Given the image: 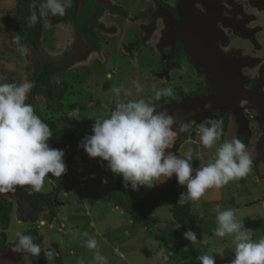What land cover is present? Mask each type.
I'll list each match as a JSON object with an SVG mask.
<instances>
[{"label":"rangeland","instance_id":"obj_1","mask_svg":"<svg viewBox=\"0 0 264 264\" xmlns=\"http://www.w3.org/2000/svg\"><path fill=\"white\" fill-rule=\"evenodd\" d=\"M80 2L81 0H63L66 7V14L63 17H45L34 35L37 42L36 46H33L34 44L31 41H28L20 34H11L3 20L4 16L17 15V9L22 7L25 8L23 16H30V5L28 10V5L22 1L17 2L13 8L7 6L6 9H0V24L3 27L0 29V62L7 64L10 69L28 70V79L30 80L40 70L38 53L50 54L60 66L65 65L68 61V59H62L61 56L67 55L70 58H76L80 54L85 53L86 44L79 38L78 14L72 11L73 8L78 11L82 4ZM249 7L251 5H248L247 9ZM150 12L151 14L144 16V18H149L146 23L145 20L139 23L138 26H134L136 22L130 24L129 21L127 23L128 29L130 26L132 33L135 31L137 34L135 37L126 36L118 44L119 52L117 54L119 56L116 54L110 55L112 54L111 51H107L106 48L112 43L119 29L114 31V28L102 22L104 26L98 27L101 30L100 45L102 46V51L99 55H95L96 59L99 58L100 60H96L94 63L91 62L89 65L80 63L66 74L62 72L52 76L51 80L54 83L59 80H67L71 85V88L70 85L67 87L62 98L64 103L63 110L55 111L53 108H49L46 98L43 95L33 96L31 90L26 103L32 101L36 114L44 123L49 125L51 130H58L60 127H66L73 122L72 120L75 118H70L68 115L72 108L79 109L77 120L81 122H86L92 118L96 119V117L106 118L116 102V97L112 91L115 87L122 89L121 100L143 98L145 101L153 102L152 96L156 88H164L166 85L174 88L194 79L189 75L190 71L182 69L177 71L178 73L175 76L168 77L167 79L169 80L164 83H162V80L159 83L157 81L150 88V84H148L149 75L144 74L150 71L149 74L151 73L157 78L154 64L145 66L143 63L141 66L140 63L137 66L135 64L132 67L128 66L129 63L136 59L133 51L134 47L135 49H138L139 46L141 47L145 35L147 36L148 32L155 27L152 25L151 18L154 16L153 14H156V9L152 8ZM247 12L252 19H256V13L249 9ZM21 19H24V17ZM250 25H247V30H254L258 35L262 33L258 32L261 30L260 27L254 28ZM218 30L224 31V36L232 40V48H228L230 51L235 49L242 57L255 60L254 67L249 68L244 76L260 74L264 64V46H261L262 43L258 44L256 41V43L241 42L236 34L225 32L222 27L218 28ZM17 37L19 38L18 43ZM145 40L146 45L150 44L151 46L154 44L152 42L153 38H150L151 41L149 39ZM21 48H24L25 51L22 52ZM152 50L153 48L149 51L153 52ZM106 52L108 55L104 60L103 56ZM121 52L123 53L122 56L124 55L128 58L127 62L122 60ZM146 54L148 53L143 52V59L147 56ZM118 58L120 61L118 69H116L115 60ZM83 66L84 68H82ZM112 66L114 67L113 69H111ZM123 66L126 68L125 74L122 72ZM139 68L140 71L143 69L142 74L138 73ZM182 68H184L183 65ZM107 74H109L110 78ZM23 78L26 79V77ZM133 81H138L142 86L140 92L136 91ZM79 83L82 84L79 86ZM172 83L175 85L173 86ZM125 93H131V95H125ZM47 121L54 123L51 124V122ZM211 121L217 123L214 118ZM195 124L194 129L190 128L189 130L190 134L194 136H196L200 125L198 123ZM236 124L237 128L232 126L227 128V131L223 132L222 137L205 153L200 152V143L196 138L192 137L182 141L180 135L177 132H173L172 145L169 151L174 153L173 146L181 141L178 150L180 156H183L186 151L191 149L193 152L192 166L194 169H198L214 158L216 148L220 144L227 140L237 139L243 129V125L240 121H236ZM250 127L249 130H247L248 128L245 129L249 132L246 150L252 160L251 169L247 176L239 181H230L222 188H209L199 200L191 201L192 212L204 219L203 235L201 239H197L196 245H192L190 241L184 238L183 234L186 231L174 219L172 213L173 201L168 192L172 177L166 182L157 183L154 187L141 186L138 190H135L137 196L144 198L145 208L159 220L158 227L148 226L143 221H137L136 215L126 212L112 200L111 191L115 190L117 182L111 176V171L108 169L106 161L99 157L90 158L80 146L78 153L70 155L66 148L74 140L73 134L57 137V139L53 140L52 148L64 150L65 156L63 159L66 164V172L59 178L53 177L49 173L45 177L44 185L40 191H28L29 194L37 192L51 193L55 190L59 192L57 203L54 207L56 213L55 223L50 219L52 214L51 206L48 204H42L41 206L40 217L46 220L42 225L46 242H60L67 264H95L94 252L97 250L107 257L108 264H199L196 257L202 252L213 254L215 261L226 260L230 264L234 256L232 252L234 247L233 237L219 238L213 235V229L216 227V212L214 210L216 205L219 204L223 208L234 209L237 220L241 221L245 228L251 230L254 241L264 237V151H259L261 122L257 117H255ZM182 128L187 130L185 124H183ZM91 134L92 129L85 136ZM104 179H107V183L103 182ZM256 199L263 200L250 207H241V205ZM140 212H143V208H140ZM12 214L18 218V204L15 201ZM49 221L54 223V225H50ZM15 226L19 231L26 228V224L18 226L15 224ZM171 227L178 234V240L171 246H165L159 240L158 234L163 233L165 229L170 233L168 230ZM59 229L62 231H58ZM36 230H38L37 226L34 229L35 234H37ZM2 231L3 229L1 228L0 234ZM11 234V239H14L15 234ZM34 236L39 241L37 244H40L42 240L39 235ZM93 237L98 242L97 249H90L86 246V241ZM9 239L10 237L7 240ZM40 245L42 248V244ZM56 245H54L53 249L56 250L57 263L59 260L62 262L63 257L59 251V246ZM186 248H193L197 256L182 260L179 256L180 254L178 256L175 255L177 250ZM42 249H44V246ZM71 250H74L73 254L70 253ZM219 251H222V254H215ZM2 252L4 255L1 254L2 257L11 256L8 261L17 264L20 262V255L22 256L23 254L13 253L11 249L2 250ZM69 255L72 258L70 257L69 259ZM26 258L30 262L33 260L48 262L42 252L38 258L31 257L28 254ZM68 259L71 261H68Z\"/></svg>","mask_w":264,"mask_h":264},{"label":"clouds","instance_id":"obj_2","mask_svg":"<svg viewBox=\"0 0 264 264\" xmlns=\"http://www.w3.org/2000/svg\"><path fill=\"white\" fill-rule=\"evenodd\" d=\"M37 3L39 15L35 11ZM195 6L201 12L205 11L202 4ZM30 8L31 23H36L41 16L63 17L66 14L63 0H32ZM20 50L25 51L24 48ZM133 85L137 92L142 90L138 81H133ZM33 87V82L28 79L0 82V194L26 185L40 191L49 173L59 178L67 170L64 150L52 148L48 143L53 135L49 125L36 114L32 104L26 103ZM121 90L120 87L113 88L116 97L113 109L106 118L96 117L92 134L85 136L79 146L90 158L99 157L106 161L108 169L122 177L125 188H151L175 175L177 183L186 186V192H181L177 201L183 205L199 200L209 188H222L249 173L252 160L239 139L223 142L216 148L213 159L194 169L191 149L183 156L169 151L176 121L167 109L157 112L155 104L143 98L121 100ZM162 97L175 98L174 90L171 87L156 89L154 99L159 101ZM247 103V99H241L239 105L244 107ZM78 113V108H72L68 115L77 119ZM222 135V122L213 123L207 118L200 122L196 132L205 150L211 149ZM103 182L107 183V179ZM214 210L216 227L213 235L219 238L232 236L234 239V256L230 264H264V237L254 241L251 230L237 220L234 209L218 204ZM183 235L192 245L197 244L193 230ZM34 240L32 235L18 231L11 251L38 258L42 248ZM97 243L94 237L89 238L86 246L97 249ZM43 252L48 264H56L55 249ZM215 254H222V251ZM196 260L199 264H216L214 255L207 252H202ZM94 261L95 264H108L107 257L98 250L94 252Z\"/></svg>","mask_w":264,"mask_h":264},{"label":"flooded vegetation","instance_id":"obj_3","mask_svg":"<svg viewBox=\"0 0 264 264\" xmlns=\"http://www.w3.org/2000/svg\"><path fill=\"white\" fill-rule=\"evenodd\" d=\"M22 1L26 5H28L27 8L29 10L30 9L29 5L32 3L30 0H0V5L4 3V4H8L7 5L8 7L10 6L13 8L17 4V2H22ZM80 3L82 4L80 8L78 9V11H75L74 8L72 9V11L77 12L78 14L77 25H78V31H79V38L82 42L86 44V51L85 53L80 54L76 58H73V57L70 58L67 55L61 56L62 59L64 58L68 59L66 64H69L71 62L72 63L71 65L67 67L65 71H61L58 73L64 72V74H66L69 72L70 69L76 67V65L80 63L81 64L86 63V65H89L91 64V62L94 63L96 60H100L99 58L96 59L95 57L96 54L99 55V53L102 51V46L100 45L101 43V32L100 31L101 30H99L98 27L104 26L103 25L104 23L114 28V31L119 29L117 31V34L113 38L112 43L106 46L107 51H111L112 53L110 55L116 54L119 56V54H117L119 52L118 44L121 43L123 39L126 38V36L135 37L137 34L135 31L132 33L130 26L128 29L127 23H129V21H130V24L136 22L135 23L136 25L134 24V26H138V24L144 22V20L146 23V21H148L149 18L147 17L144 18V16L147 14H151L150 12L151 9L155 8L156 14H153L155 17L152 16L151 18V22H153L152 25H154L155 27H153L148 32L147 36L145 35V38L142 41L141 47L139 46L138 49H135L134 47L133 51H134V55L136 56V59H134L132 63L128 62L130 64V65L128 64V66L132 67L134 64L137 66L140 63H141V66L143 63L145 66L148 64L150 65L154 64V67H155L154 69L156 70L155 73L157 74V78L153 76L151 73L149 74L150 71L144 74V75H149L150 80L148 84H150L149 85L150 88L157 81L159 83L162 80V83H164L165 81L169 80L167 79L168 77L171 78V76L172 77L175 76L178 73L177 71H180L182 69L188 72L190 71L189 75L194 78V79H191L190 81H187L185 84H180V86H175L174 88H172L175 93V98L162 97L159 101H156L153 95L152 99L154 100L153 103L156 106L157 112L159 111L162 105L174 104L176 101H178L182 97L193 96V95H209L212 92L211 71L206 67H202L200 65L195 64L192 60V57L186 51L184 43L180 39L178 38L174 39L173 36H170V34L173 33V20L172 19H175L177 21L180 20V16H179L180 0H81ZM220 5L224 7L229 12V14L232 15L231 23H228L222 19L214 21L212 23L214 35L220 37L219 46L221 50L224 52L226 56L235 55L237 59L246 62L240 68L239 75L237 76V81L242 82L243 86L246 89L258 88L259 90L264 92V64H263V69L261 70L260 74H252L250 76H246V75L244 76V74L247 73L249 68L254 67L255 60H252L251 58L242 57L241 55H239L238 51L235 49L234 50L232 49L230 51V49L232 48L231 44H233L232 40H230L229 37L224 36L223 34L224 31L222 32V30H218V28L222 27L224 28L225 32L236 34L241 40V42H247V43L257 42L258 44L262 43L261 46H264V1L262 2V4H260V3L254 2V0H220ZM248 5H251V7H249L248 9L253 11V13L257 14L256 19H252V17L248 15L249 14L247 12ZM24 10H25L24 7L18 8L17 15L10 14V15L4 16V19H3L4 22L7 17L19 18L20 20H24L25 18H30V16H23ZM35 11L37 15H39V4L36 5ZM23 17L24 19H21ZM44 18L45 17L41 16L39 20L35 23V27L37 26V28L33 31V38L35 37L34 35L39 29V26L41 25V22H43ZM248 24H251L250 26H253L254 28L260 27L261 30L258 32L260 33L262 32V33L258 35L256 34L254 30L253 31L247 30ZM161 26L162 28H160ZM1 28L3 27H1V24H0V29ZM9 30H10V33L13 35L14 34L21 35L20 30H15V31H12L11 29ZM85 31L91 38L94 39V41H88L86 38H84ZM150 38L151 39L153 38L152 42H154V44L151 46L150 44L146 45V40H145V39H149V41H151ZM34 40L36 44L37 43L36 39L34 38ZM33 46H36V45H33ZM155 47H156V50H155ZM151 48H153L152 50L153 52L149 51L151 50ZM143 52L148 53L146 54L147 56L144 59L142 56ZM38 54L39 56L41 55L40 53ZM120 54H121L122 60L124 62H127L128 58H126V56L124 55L122 56L123 54L122 52ZM107 55L108 53L106 52L105 55L103 56L104 60L107 58ZM141 56L142 58L139 60ZM263 59H264V56H263ZM115 61H116L115 68L118 69L117 67L119 66L120 59L118 58ZM0 64H4L8 67V69H10L7 64L2 63V62H0ZM182 65L184 68H182ZM185 66L187 67L185 68ZM82 68H84V66ZM113 68L114 67L112 66L111 69ZM16 69L19 70V74L22 78L26 77V79H28V72H29L28 70L20 71L19 68L10 69V70H16ZM122 69H123L122 72L125 74V71H126L125 66H123ZM142 70L143 69H141L140 71V68H139L138 73L139 72L141 73ZM7 74H10V73L7 72ZM107 76L109 77V74H107ZM23 79L25 80V78ZM61 81H65L68 83L67 80H61ZM81 84L82 83H79V86ZM69 85L70 84L68 83V87ZM174 85L175 84H173V86ZM166 87H169V85H166L164 88ZM70 88H71V85H70ZM255 117L258 118L257 112L255 110L245 109L241 113V115H238L237 113L233 111L225 112L223 114L214 112L211 115L210 120L214 118L216 119L217 123L222 122L223 132H226L227 128H231L230 126H232L233 128H237L236 121H240L241 124L243 125V129L238 135L237 139H240V137H242L243 134H246L247 143H248L249 132L247 130L251 128L250 127L251 123L253 122ZM195 123H196L195 121H190L188 123H185L187 130L185 131L186 136H183V137L180 136L182 141L183 139L192 138L191 137L192 134H190L189 130L190 128L194 129L196 125ZM246 128L248 129L245 130ZM66 134H73V139H74L73 132H65L63 134L56 136L54 139H57V137L61 135H66ZM180 142H177L175 146H173L174 153L179 154V156H180V152L178 150H179V146L181 145ZM70 145H71V142L69 146H67L66 148V150L68 151V154L72 155L73 153H78L80 144L77 145L78 147L77 151L69 150ZM52 146H53V142H52L51 147ZM199 149H200V152H203V153H205L208 150V149L205 150L201 146V144L199 146ZM173 177L176 178V176L173 175L171 183L175 179V178L173 179ZM27 233H30V231ZM7 236H8V233H7ZM8 241L9 240H7L4 246H0V251H1L0 263L2 262L3 264L14 263V262L8 261V258H10L11 256H6V258L2 257L3 255L2 250L4 251H6L7 249L10 250L12 247V243L14 242V241L13 242H10V241L8 242ZM18 254L20 255V253ZM26 256L27 254H22V256L20 255L19 264H48V262H42L40 260L39 262L36 260H33L32 262H30V260L27 259Z\"/></svg>","mask_w":264,"mask_h":264},{"label":"trees","instance_id":"obj_4","mask_svg":"<svg viewBox=\"0 0 264 264\" xmlns=\"http://www.w3.org/2000/svg\"><path fill=\"white\" fill-rule=\"evenodd\" d=\"M32 2V0H30ZM38 4V3H37ZM5 23L9 29L12 31L20 30L21 35L24 38L31 41L34 45L35 40L33 38V31L37 28L35 23H31L29 18L20 20L19 18L7 17ZM84 38L88 41H94L87 32H84ZM39 72L35 73L32 76L31 81L34 84L32 88V94L34 95H43L48 103L49 108H53L55 111H60L64 109V103L62 98L64 97L65 90L68 87V83L65 81L53 82L51 80L52 76L58 72L65 71L71 63L60 66L54 58L47 53H42L39 56ZM9 72L10 74H7ZM24 79L20 76L19 70H10L4 64H0V81H23ZM32 104V101L29 102ZM33 105V104H32ZM34 108V105H33ZM71 124H68L66 127H60L58 130H51L53 135L50 137L48 143L51 147L53 139L65 132H73L74 140L71 142L69 150L77 151V145L85 137L87 132L92 129V124L95 119L87 120L86 122H81L77 119H73ZM51 122V121H47ZM54 122H51L53 124ZM245 145L247 144V136L243 134L240 139ZM111 176L117 182V187L115 190L111 191V198L119 207L123 208L126 212L136 215L137 221H143L148 226L158 227L159 220L155 218L146 208L145 200L142 197H139L135 194V190H132L131 187H124L122 177L117 176L111 172ZM186 186H181L177 183V179L169 185L168 192L173 201L172 213L175 221L184 229L185 231L193 230L196 233L197 239H201L204 230V219L200 215H197L192 212L191 202L185 203L183 205L178 204L179 195L181 192H185ZM31 186H16L14 191L4 193L0 195V227L3 229L0 234V246H4L7 242V232L10 223L11 216L14 209V201L18 204V218L26 222H35L38 223L40 218V213L42 212V204H48L52 208V214L50 219H54L56 213L54 207L56 206V199L59 192L53 191L51 193H34L29 194L28 191H31ZM140 208H143V212H140ZM170 233L165 231L159 233V240L165 246H171L178 240V234L175 232L174 228L168 230ZM34 235V232L27 233ZM35 243H39L38 240H34ZM57 246V245H56ZM44 250H42V253ZM180 254V255H179ZM175 255H179L182 260L195 258L197 256L196 251L193 248H186L177 250ZM59 260V259H58ZM216 264H228L226 260H217ZM0 264H3L2 262ZM15 264V263H9ZM57 264H61L59 260Z\"/></svg>","mask_w":264,"mask_h":264},{"label":"water","instance_id":"obj_5","mask_svg":"<svg viewBox=\"0 0 264 264\" xmlns=\"http://www.w3.org/2000/svg\"><path fill=\"white\" fill-rule=\"evenodd\" d=\"M263 1L254 0L260 4ZM197 3L202 4L205 11L201 12L195 6ZM179 16V21L172 19L173 33L170 36L184 43L195 64L211 71L212 92L209 95L182 97L174 104L162 105L159 111L167 109L176 121L173 132L183 137L186 132L180 129H183L185 123L195 121L200 124L202 120L210 119L214 112L223 114L233 111L241 115L245 109H253L261 122L259 151H264V92L258 88L246 89L242 82L237 81L240 68L246 62L237 59L235 55L226 56L219 46L220 37L215 36L213 31L214 21L222 19L231 23L232 15L220 5V0H180ZM241 99L248 101L244 107L239 105ZM191 137L198 139L194 135ZM262 200H253L241 207H250Z\"/></svg>","mask_w":264,"mask_h":264},{"label":"crops","instance_id":"obj_6","mask_svg":"<svg viewBox=\"0 0 264 264\" xmlns=\"http://www.w3.org/2000/svg\"><path fill=\"white\" fill-rule=\"evenodd\" d=\"M7 5L8 4H4V3H2L1 5H0V9H6L7 8ZM186 190V189H185ZM57 191V190H56ZM59 195V194H58ZM56 218V217H55ZM55 218L54 219H52L53 221L52 222H54L55 223ZM46 220L45 219H41V217L39 218V221H38V223H35V222H26V221H23V220H20V219H18L14 214H12V217H11V223H10V226H9V228H8V230H7V233H8V237H10V239H9V241L10 242H13V241H15L16 240V233L19 231V230H17L15 227V224H17V226L18 225H21V224H26V230L25 229H21L19 232H23V233H27V232H34V235H39V237L41 238V240L42 241H40V244H42V248H43V246H44V249H42V250H47V249H49V248H54V245H58L59 247V251L61 252V254H62V257H63V259H62V262L61 263H63V264H67V262H66V258L64 257L65 256V254H63L62 253V247H61V244H60V242L59 241H54V242H46V238H45V234H44V231H43V227H42V225H43V222H45ZM51 221H49L48 223L50 224V225H54V223H52ZM46 224V223H45ZM38 227V230H36L37 231V234H35V231H34V229H35V227ZM0 231H1V227H0ZM58 231H62L61 229H59ZM11 233H13V234H15V238L14 239H11ZM33 235V237H36V236H34ZM39 242V241H38ZM73 251L74 250H71L70 251V253L71 254H73ZM69 257V259H70V257L72 258V256L71 255H69L68 256ZM68 259V261H71V260H69Z\"/></svg>","mask_w":264,"mask_h":264},{"label":"bare ground","instance_id":"obj_7","mask_svg":"<svg viewBox=\"0 0 264 264\" xmlns=\"http://www.w3.org/2000/svg\"><path fill=\"white\" fill-rule=\"evenodd\" d=\"M195 137V136H194Z\"/></svg>","mask_w":264,"mask_h":264}]
</instances>
